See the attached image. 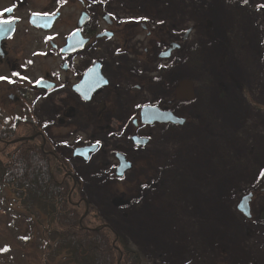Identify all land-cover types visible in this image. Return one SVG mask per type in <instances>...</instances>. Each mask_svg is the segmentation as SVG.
Wrapping results in <instances>:
<instances>
[{"label": "rangeland", "instance_id": "rangeland-1", "mask_svg": "<svg viewBox=\"0 0 264 264\" xmlns=\"http://www.w3.org/2000/svg\"><path fill=\"white\" fill-rule=\"evenodd\" d=\"M120 1L145 12L152 2ZM182 1L169 0L164 19L171 36L180 39L190 18L219 32L214 44L194 30L182 41L185 56L171 55V78L184 76L195 86L196 100L179 110L186 121L146 128L150 141L146 138L135 149L125 147L118 132L126 125L116 120L85 121L80 114L72 128L81 134L56 135H69L70 146L102 143L88 160L65 154L70 162L62 175L73 179L76 201L93 204L140 252L142 264H179L183 258L201 264L220 259L219 250L227 244L236 247L228 248L229 258L242 259L238 248L245 246V216L236 205L249 190L257 200L264 172V140L257 133L258 105L264 104V0H236L218 11H184ZM192 85L187 84L189 93ZM61 100L59 95L48 97L43 111L50 116ZM118 146L133 161L128 160L133 165L122 175L115 174L110 160ZM15 197L0 183V242L26 259L72 264L65 249L55 250L49 243L53 239L46 214L37 210L31 218ZM211 237L217 249H211Z\"/></svg>", "mask_w": 264, "mask_h": 264}, {"label": "flooded vegetation", "instance_id": "flooded-vegetation-1", "mask_svg": "<svg viewBox=\"0 0 264 264\" xmlns=\"http://www.w3.org/2000/svg\"><path fill=\"white\" fill-rule=\"evenodd\" d=\"M234 1L183 0L182 5L184 11H218L232 6ZM170 6L169 0H152L145 12L131 9L120 0H0V19L13 21L0 31V77L5 78L0 79V134L37 137L40 149L58 157L61 168L67 169L70 160L65 154L81 158L73 155L76 147L96 144V151L102 145L92 140L70 146L69 135L58 139L57 134H81L72 128L80 114L85 121L125 123L126 127L118 134L125 147L132 149L138 146L132 136L150 141L146 128L178 123H143V118L154 117V114L142 116L144 105L170 111L181 123L186 121L179 110H185L188 103L196 100L195 86L184 76L171 78L169 61L174 60L171 55L185 56L188 51L182 41L194 30L200 37L210 36L214 44L219 32H214L216 27L209 30L190 18L180 39L171 36L164 19ZM8 8L13 11L5 12ZM169 46L172 49L167 56L161 55ZM189 83L191 93L187 90ZM58 95L62 99L60 105L54 106L49 116L42 104L48 97L55 99ZM258 110L261 115L257 133L263 141L264 104L258 105ZM18 128L21 133H16ZM116 152L133 162L123 146L114 147L110 159L114 170L118 164ZM246 194H250L248 215L237 209L245 216V246L238 248L243 258H229L228 248L236 247L227 244L219 250L220 259H205L201 264H264V172L257 200L252 190ZM81 201L85 203L83 198ZM48 226L53 239L49 243L53 245L55 230L51 224ZM209 245L211 249L218 248L215 237H211ZM11 247L0 242V249H7L0 251V264H52L49 260L23 258V254L17 256ZM179 264L195 261L183 258Z\"/></svg>", "mask_w": 264, "mask_h": 264}, {"label": "trees", "instance_id": "trees-1", "mask_svg": "<svg viewBox=\"0 0 264 264\" xmlns=\"http://www.w3.org/2000/svg\"><path fill=\"white\" fill-rule=\"evenodd\" d=\"M18 136L0 134V183L11 188L23 210L46 214L55 230L54 249H65L72 264H142L140 252L93 204L87 203L79 221L86 203L76 201L73 179L62 175L59 158L43 152L37 137L8 142Z\"/></svg>", "mask_w": 264, "mask_h": 264}, {"label": "water", "instance_id": "water-1", "mask_svg": "<svg viewBox=\"0 0 264 264\" xmlns=\"http://www.w3.org/2000/svg\"><path fill=\"white\" fill-rule=\"evenodd\" d=\"M172 45V44H171ZM172 49V46H169V48L164 51L161 55L163 56H167V54L169 53V51ZM100 78L102 79V81L104 82L103 77L100 76ZM81 85V84H80ZM82 86H80L81 88ZM154 110V111H153ZM141 114L144 117V115H148V114H154V117L151 119H144L142 120L143 123H152L154 121H158V122H167V121H171V122H178L181 123L182 120L175 118L170 111H161L159 109H157L156 107H151L149 105H144L141 108ZM34 136H21L18 137L16 139H12L10 142H16V141H20L23 140L25 138H33ZM132 140L134 141L135 144L137 145H143L146 142V138H142V137H137V136H132ZM96 148V144H90V145H85V146H80V147H76L73 150V155H78L83 157L84 159H87L90 155L91 152H93ZM115 156L117 158L118 161V165L115 168V174L116 175H122V173L126 170H128L131 167V163L126 159L125 155L123 153L120 152H116ZM249 198H250V194H246L243 195L241 197V199L239 200L238 204H237V209L239 211H241L244 215H248V210H249ZM88 211V206L86 204L85 206V210L84 213L82 214L81 218L79 221H81L82 217L86 215ZM95 229V228H94Z\"/></svg>", "mask_w": 264, "mask_h": 264}, {"label": "snow or ice", "instance_id": "snow-or-ice-1", "mask_svg": "<svg viewBox=\"0 0 264 264\" xmlns=\"http://www.w3.org/2000/svg\"><path fill=\"white\" fill-rule=\"evenodd\" d=\"M5 12H11V11H13V9H11V8H8V9H5L4 10ZM0 15H2V13H0ZM13 21L12 20H8V19H0V31H4V30H6L5 28H4V26L5 25H8V24H11ZM0 79H5L4 77H0ZM37 83H39V81H37ZM139 107V106H138ZM97 143H99V142H97ZM7 249L5 248V249H0V251H6Z\"/></svg>", "mask_w": 264, "mask_h": 264}]
</instances>
